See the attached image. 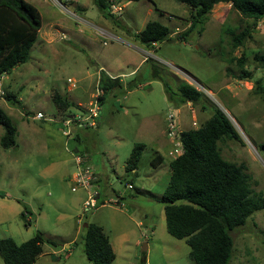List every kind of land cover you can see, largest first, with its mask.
<instances>
[{
  "label": "rangeland",
  "instance_id": "rangeland-1",
  "mask_svg": "<svg viewBox=\"0 0 264 264\" xmlns=\"http://www.w3.org/2000/svg\"><path fill=\"white\" fill-rule=\"evenodd\" d=\"M27 1L40 14V29L27 60L0 78V111L15 141L0 144V239L21 243L39 231L42 251L34 264H91L81 238L84 224L94 223L115 248L111 264H195L186 242L165 229L159 198L169 162L175 148L182 150L179 131L199 127L219 110L237 134L218 142L222 157L241 165L252 190L264 197V69L254 58L264 55V18L233 46L231 35L251 20L229 3L215 5L190 28L191 9L177 0H109L112 17L93 0ZM149 21L169 27L168 37L143 44L138 34ZM100 72L119 80L99 100L100 123L63 134L60 121L94 98ZM181 85L195 89L197 99H184ZM54 93L69 104L65 113ZM37 112L43 118H35ZM3 131L0 125V138ZM136 144L143 148L129 171ZM75 156L87 158L96 179L72 191ZM93 191L99 203L118 196L120 204L85 211ZM230 235L232 264H264V208Z\"/></svg>",
  "mask_w": 264,
  "mask_h": 264
},
{
  "label": "trees",
  "instance_id": "trees-1",
  "mask_svg": "<svg viewBox=\"0 0 264 264\" xmlns=\"http://www.w3.org/2000/svg\"><path fill=\"white\" fill-rule=\"evenodd\" d=\"M177 1L191 9L190 28L206 19L212 8L220 3H229L243 18L250 19L249 27L231 35L233 46L242 45L256 23L264 18V0ZM93 2L102 14L113 16L109 0ZM40 26V14L27 0H0V77L27 60ZM169 34L170 29L166 25L149 21L138 38L143 44L152 45ZM242 58L238 59L239 63L243 62ZM254 58L260 60L264 69V55L255 54ZM243 74L247 77V72L243 71ZM118 86L117 77L110 78L100 72L98 88L102 90V100L108 90ZM165 91L169 93L166 86ZM179 91L184 99H197V91L188 85H181ZM53 101L61 113L69 107L58 93L53 94ZM0 125L4 129L0 144L5 148L13 146L14 128L1 111ZM232 138H237L233 126L217 110L199 127L179 131L182 151L169 162L168 183L159 198L163 203L165 229L172 237L186 242L195 264H232L230 231L243 225L254 211L264 208V197L252 190L243 167L224 159L220 153L218 142ZM142 148L143 144L134 146L127 160V170L136 169ZM261 149L264 152V143ZM160 160L161 156L157 155L152 162L157 164ZM25 210L21 212L22 217ZM42 241L39 231L21 243L10 237L2 238L0 258L4 264H34L42 251ZM81 242L83 253L91 264H111L114 260L112 245L99 225L88 223Z\"/></svg>",
  "mask_w": 264,
  "mask_h": 264
},
{
  "label": "built area",
  "instance_id": "built-area-1",
  "mask_svg": "<svg viewBox=\"0 0 264 264\" xmlns=\"http://www.w3.org/2000/svg\"><path fill=\"white\" fill-rule=\"evenodd\" d=\"M111 8L114 11L120 10L119 8L115 10L114 5H112ZM101 95L102 90L98 88L97 92L94 95V98L87 102L88 104L85 108L80 109L81 111H79V113L71 115L68 114L66 117L62 118V120L60 121L62 126V133L65 135L71 134L72 129L75 128H95L97 126V123L99 122L101 114V108L99 104ZM35 118H43V114L41 112H37L35 114ZM170 128H172V124L170 125ZM168 135L173 136L174 132L170 131L168 132ZM181 151L182 150L179 151V149L175 148L173 151V155L176 157L181 153ZM171 153L172 152L170 151L169 154ZM74 158L77 167L76 171H74L70 176V179L73 183V185L71 186L72 191L79 187L87 188L96 179L94 170L91 166L85 165L82 158L79 156H75ZM127 188H132V184L127 183ZM105 204L117 206L118 204H120V197H110L107 200L99 203L98 192L93 191L90 192L83 201V209L86 211Z\"/></svg>",
  "mask_w": 264,
  "mask_h": 264
},
{
  "label": "crops",
  "instance_id": "crops-1",
  "mask_svg": "<svg viewBox=\"0 0 264 264\" xmlns=\"http://www.w3.org/2000/svg\"><path fill=\"white\" fill-rule=\"evenodd\" d=\"M260 21V20H259ZM108 75V74H107ZM110 78H115L114 76H116V75H112V74H109L108 75ZM105 98V97H104ZM77 103H79V102H77ZM100 118H101V115H100ZM99 123H100V120H99ZM99 125V124H98ZM76 140H77V142H80L81 140H80V138L78 137V135H77V138H75ZM86 155V154H85ZM85 164H86V162H87V158H85V161H83ZM92 167V166H91ZM135 170V169H134ZM96 173V172H95ZM73 174V173H72ZM72 174H70L69 176H71ZM97 174V173H96ZM98 175V177L100 176L99 174H97ZM105 176V175H104ZM151 228H152V226H150ZM112 245V248H113V251H114V246H113V244H111ZM67 246V245H66ZM148 248V246H146V249ZM114 253H115V251H114Z\"/></svg>",
  "mask_w": 264,
  "mask_h": 264
},
{
  "label": "water",
  "instance_id": "water-1",
  "mask_svg": "<svg viewBox=\"0 0 264 264\" xmlns=\"http://www.w3.org/2000/svg\"><path fill=\"white\" fill-rule=\"evenodd\" d=\"M264 79V78H263ZM264 84V83H263ZM87 226V224H84V227H86ZM144 246L142 247V250H145L146 249V246H145V244H143Z\"/></svg>",
  "mask_w": 264,
  "mask_h": 264
}]
</instances>
